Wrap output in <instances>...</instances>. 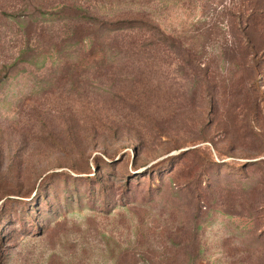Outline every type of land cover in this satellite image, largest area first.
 Masks as SVG:
<instances>
[{
	"label": "rangeland",
	"instance_id": "obj_1",
	"mask_svg": "<svg viewBox=\"0 0 264 264\" xmlns=\"http://www.w3.org/2000/svg\"><path fill=\"white\" fill-rule=\"evenodd\" d=\"M1 77L0 264H264V0H0Z\"/></svg>",
	"mask_w": 264,
	"mask_h": 264
},
{
	"label": "trees",
	"instance_id": "obj_2",
	"mask_svg": "<svg viewBox=\"0 0 264 264\" xmlns=\"http://www.w3.org/2000/svg\"><path fill=\"white\" fill-rule=\"evenodd\" d=\"M34 8H38V11H39L40 14H42V15H46V14L48 13V12H46V11H41V9L43 8L42 6H38V7L35 6ZM4 13H5L7 16H9V17H11V16L13 17V15H12L11 13H8V12H6V11H4ZM14 17H18V16H17V15H14ZM19 17H20V16H19ZM20 23H22V21H20ZM113 28H114V30H117V31H118V30L124 28V24H123V23H116V24L113 25ZM26 52H27L26 49H21L20 54H19V59L21 58V60H27L26 57H22V56H24V54H25ZM6 66H7V65H6ZM6 66H5L4 68H6ZM17 66H18V63H16L14 66H13V64L10 65L11 68H14V67H17ZM8 72H9V71H6L4 77H7ZM4 77H1L0 80H3Z\"/></svg>",
	"mask_w": 264,
	"mask_h": 264
}]
</instances>
